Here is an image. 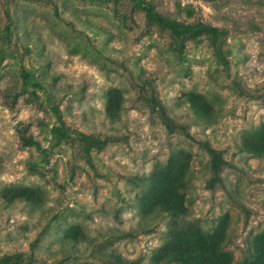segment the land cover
<instances>
[{"label": "rangeland", "instance_id": "1", "mask_svg": "<svg viewBox=\"0 0 264 264\" xmlns=\"http://www.w3.org/2000/svg\"><path fill=\"white\" fill-rule=\"evenodd\" d=\"M0 264H264V0H0Z\"/></svg>", "mask_w": 264, "mask_h": 264}, {"label": "trees", "instance_id": "2", "mask_svg": "<svg viewBox=\"0 0 264 264\" xmlns=\"http://www.w3.org/2000/svg\"><path fill=\"white\" fill-rule=\"evenodd\" d=\"M146 14L149 18L153 19L156 23L162 26H166L170 29V31L175 36L181 35H188V34H198L203 32H208L211 34H218V30L213 26L206 25V24H195V25H183L181 27H175V25L168 19L161 17L155 12H150L149 10L146 11ZM225 63V61H224ZM208 153L210 154V169L213 173V176L216 179H220L218 172H219V165H220V158L216 155L215 150H213L208 145H205Z\"/></svg>", "mask_w": 264, "mask_h": 264}]
</instances>
